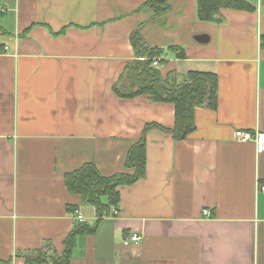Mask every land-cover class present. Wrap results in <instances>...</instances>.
<instances>
[{
	"label": "crops",
	"instance_id": "0c3cea01",
	"mask_svg": "<svg viewBox=\"0 0 264 264\" xmlns=\"http://www.w3.org/2000/svg\"><path fill=\"white\" fill-rule=\"evenodd\" d=\"M146 1L0 0V260L25 264L16 253L45 244L62 254L75 205L98 226L77 237L69 264H264V152L235 139L264 132V0L223 8L220 22L200 20L197 0H168L171 12L153 20ZM137 28L149 46L183 48L157 57L164 77L218 74L217 109L196 108L184 139L167 130L173 103L113 90L137 58ZM149 123L161 127L145 135V177L119 188L118 215L99 218L65 176L88 163L127 171ZM131 232L143 241L124 246Z\"/></svg>",
	"mask_w": 264,
	"mask_h": 264
},
{
	"label": "trees",
	"instance_id": "16d2710c",
	"mask_svg": "<svg viewBox=\"0 0 264 264\" xmlns=\"http://www.w3.org/2000/svg\"><path fill=\"white\" fill-rule=\"evenodd\" d=\"M146 6L152 8L153 20L167 15L172 10L168 0H147L139 9ZM223 8L248 11L254 9L245 0H197L198 18L202 21L220 22V10ZM107 22L105 20L99 24ZM131 40L137 58L127 63L119 79L113 84V90L120 97L126 99L146 94L154 101L173 103L175 106L174 127L172 129L162 127V129H167L176 139L186 138L196 129L194 115L196 108L217 109L219 101L218 74L191 70L180 75L176 70H173L164 77L159 66L153 64V59L161 58L166 50L175 51L178 57L183 58L186 56L183 48L170 46L164 49L158 46H149L140 35L138 28L132 32ZM140 56H145L146 59L141 60ZM153 126L160 125L146 124L144 136L130 147L126 158L127 171L104 176L94 164L88 163L65 176L67 188L72 193L80 195L83 204L95 206L99 218H102L104 213H109L112 207L119 206V188L121 186L134 184L145 177L147 165L145 135L147 130ZM104 199H106L105 202ZM78 210V206L72 207L73 212ZM97 226L98 223L93 225L88 222L76 221L74 228L64 239L65 250L62 254H58L51 244H45L40 249L22 251L16 255L23 256L25 264H69L77 237L84 233H94ZM0 264H13V257L8 260H0Z\"/></svg>",
	"mask_w": 264,
	"mask_h": 264
},
{
	"label": "built area",
	"instance_id": "2783aa9c",
	"mask_svg": "<svg viewBox=\"0 0 264 264\" xmlns=\"http://www.w3.org/2000/svg\"><path fill=\"white\" fill-rule=\"evenodd\" d=\"M141 60H145V56H140ZM160 59L154 58L153 64L155 66H159ZM235 139L238 141H254L256 144V150L258 153L264 152V132L259 130L252 131V130H245V129H237L235 131ZM261 190L264 191V184L260 186ZM114 215H118L119 207L114 206L113 208ZM75 220L79 222H85L86 218L82 213L76 211L75 213ZM204 216H211V212L208 209L203 210ZM143 241V236L140 232H131L128 233L126 236L123 237V245L130 246L132 244H139Z\"/></svg>",
	"mask_w": 264,
	"mask_h": 264
},
{
	"label": "rangeland",
	"instance_id": "374dc122",
	"mask_svg": "<svg viewBox=\"0 0 264 264\" xmlns=\"http://www.w3.org/2000/svg\"><path fill=\"white\" fill-rule=\"evenodd\" d=\"M182 6H183V3H182V2H177V6H175V13H174V15H172V17H175V16L177 15L179 9H180ZM144 8L147 9V10H150V12L153 11L152 8H151L150 6H146V7H144ZM167 15H168V14H167ZM167 15H164V16H162L161 18H164V17L167 16ZM154 20H155V19H154ZM173 22H174V24L176 23L175 20H174Z\"/></svg>",
	"mask_w": 264,
	"mask_h": 264
}]
</instances>
